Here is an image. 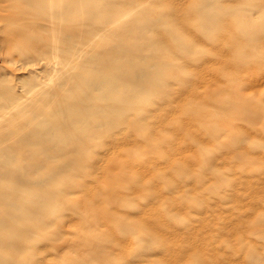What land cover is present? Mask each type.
<instances>
[{"label": "rangeland", "instance_id": "obj_1", "mask_svg": "<svg viewBox=\"0 0 264 264\" xmlns=\"http://www.w3.org/2000/svg\"><path fill=\"white\" fill-rule=\"evenodd\" d=\"M28 1L46 16L0 0V80L29 108L8 109L4 124L43 100L22 79L52 83L19 59L34 33L11 31H82L86 8L109 27L100 49L141 26L154 52L141 61L157 64L161 83L84 143L81 168H66L50 194L46 233L6 254L15 264H264V0Z\"/></svg>", "mask_w": 264, "mask_h": 264}, {"label": "bare ground", "instance_id": "obj_2", "mask_svg": "<svg viewBox=\"0 0 264 264\" xmlns=\"http://www.w3.org/2000/svg\"><path fill=\"white\" fill-rule=\"evenodd\" d=\"M26 2L38 17L46 16L39 3L32 8ZM86 9L87 18L77 24L83 30H63L59 38L46 32L44 40L32 39L40 31L28 30L24 35L25 25L11 31L18 40L34 33L31 49L21 50L19 59L31 66L30 74L40 67L42 77L52 83L46 90L47 85L42 84L45 80L37 74L22 79L23 90L36 88L43 100L30 104L37 108L30 109L25 119L4 124L8 109L21 116L29 108L22 106L21 93L10 81L0 80V264H15L7 249L19 255L46 233L50 222L44 216L55 199L50 194L57 190L66 168L83 164L84 143H91L108 128L118 127L120 113L134 108L132 98H146L148 86H160L157 64L141 61L154 54L143 28L130 25L125 29L129 37L121 34L118 41L100 49L96 43L106 40L109 27L92 18L98 10ZM21 12L25 18L29 10L23 7ZM56 15L53 12L49 16ZM43 41L48 45L39 49ZM54 59L58 64L55 73ZM61 156L63 160H59Z\"/></svg>", "mask_w": 264, "mask_h": 264}]
</instances>
